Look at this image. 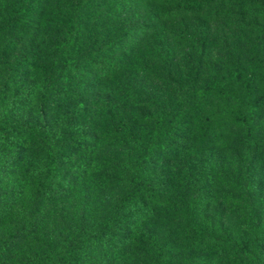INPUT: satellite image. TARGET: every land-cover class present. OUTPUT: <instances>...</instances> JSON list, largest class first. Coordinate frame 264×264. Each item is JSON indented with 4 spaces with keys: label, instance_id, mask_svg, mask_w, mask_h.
<instances>
[{
    "label": "trees",
    "instance_id": "trees-1",
    "mask_svg": "<svg viewBox=\"0 0 264 264\" xmlns=\"http://www.w3.org/2000/svg\"><path fill=\"white\" fill-rule=\"evenodd\" d=\"M99 1L103 2L79 0L78 10L82 11L91 4L85 13H79L73 19H54L57 17L51 12L56 0H0V9L11 6L15 11L16 6L14 19L8 25L11 28L8 31L12 33L5 47H21L25 53L13 67L25 73L24 77H32L38 71L37 63L47 44L48 30L54 29L55 32L63 28L64 33L58 35L60 39L54 37L49 42L54 52L52 63L55 70L49 82L54 87L53 102L63 100L66 112L72 113L70 121L64 119L65 128L71 132L79 130L90 108L85 103L73 107L69 104L128 73L136 65L135 58L142 54L147 39L156 32L158 23L181 16H200L217 2L216 19L234 0L187 1L183 7L168 10L163 19H149L130 29H126L127 25L135 19H124L127 13L123 11L117 14L123 19H110L108 12L103 13L107 19H93L92 11L98 10ZM123 5L125 12L133 16L138 13L139 0H126ZM110 21L126 30L111 38L114 27L109 25ZM236 53L234 49L228 56L231 68H235L233 70L238 69L237 63L241 60ZM168 54L169 59L166 60H169L171 69H177L176 62L171 59L174 54ZM203 57L201 43L196 58L191 60L185 71V80H180L181 72L176 73L179 82L174 85V105L162 106L155 113L140 116L135 121L124 119L115 128L114 134L121 145L134 143L136 130L140 132L146 126L155 130L150 134L145 156L140 159L125 196L106 219L100 233L92 236L94 230L91 229L67 238L64 234L49 250L40 248L55 223V204L63 197L73 195L79 180L85 183L98 178L99 164L94 160L93 152L99 147L100 138L82 133L81 138L74 140L66 153L81 151L85 158L69 167L68 172H62L59 164L63 151L53 149L51 139L56 133L45 116L39 119L31 114L28 117L11 115L20 108L29 110L36 107L38 101H32V92L29 90L20 104L11 102L8 114L0 117V264H25L31 259H36L38 264H90L92 254L98 250L102 240L106 251L116 248L120 249L118 253L137 242L145 244L157 251L158 264H264V93L253 138L242 143L234 141L246 160L244 182L242 175L241 180L234 181L224 174L231 175V169L219 168V173L223 174L220 176L216 154L217 148L223 145L224 132L214 136L211 130L198 131V114L209 95L216 93L205 91L202 99L204 86L200 85L199 74ZM251 74L252 71L249 79ZM130 75L134 82L136 75ZM134 93L131 91L127 101L133 98ZM50 100L47 98L44 104L48 106ZM41 107L42 103L40 113ZM144 133L141 131L142 136ZM231 143L232 139L226 145ZM200 152L207 153V157L196 165ZM174 161L183 164L173 175L170 170ZM159 164V170L154 171ZM60 172L62 178H66L64 188ZM221 179L223 184L218 183ZM234 183L241 189L238 198L232 199L233 203L241 206V209L235 208V215L240 214L245 222H240L236 232L227 237L224 227L214 229L205 214L210 210L214 191L222 186L233 190ZM142 190L144 193L140 195ZM223 200L229 201L227 197ZM165 212H181L188 220L182 241L177 236V239L168 238L156 244L149 238V232L144 231V224ZM138 230L143 232L138 233Z\"/></svg>",
    "mask_w": 264,
    "mask_h": 264
},
{
    "label": "rangeland",
    "instance_id": "rangeland-1",
    "mask_svg": "<svg viewBox=\"0 0 264 264\" xmlns=\"http://www.w3.org/2000/svg\"><path fill=\"white\" fill-rule=\"evenodd\" d=\"M125 1L103 0L102 3L99 1L101 5L98 10L92 11L93 19H107L103 16V13L107 12L110 19H121L123 16L118 17L117 14L123 11L127 13L124 19L138 21L135 23L134 20L127 25L126 29H130L136 25H142L149 19L153 20L156 17L163 19L167 16L168 10L183 7V4L191 0H139V10L135 16L128 11L125 12V5H123ZM232 3L226 8L224 14L216 19H214L216 17L214 12L217 2L200 16L187 18L181 16L158 23L156 32L147 39V45L142 50V54L135 58L136 65L132 66L128 73L112 79L99 90L86 97L76 98L69 104L73 107L79 103H85L90 108V113L81 122L79 130L72 132L65 128L64 123V119L70 121L72 113L66 112L63 100L53 102L54 87L49 82L51 76L55 74L52 63L54 52L49 47V42L54 37L59 38L58 35L62 34L63 28L55 32L54 29L48 30L47 44L44 45L37 63L39 69L32 77L27 78L23 76L25 73L21 70L13 69L17 61L25 56L21 47H5L12 33L8 31V25L14 19L16 6L15 11L11 6L0 9V117L8 114L13 101L15 104H20L30 90L33 95L32 101L36 103L38 101L37 105L35 104L36 107L29 110L20 108L13 111L11 115L28 117V114H31L32 117L39 119L45 116L56 133L51 139L53 149H61L64 152L61 153L62 161L59 164L62 172H68L69 167H73L85 158L81 151L66 153L74 140L81 138L82 133L86 136L90 133L100 138V145L93 152L94 160L99 164L98 178L85 183L79 180L74 194L68 198L63 197L55 204V223L42 242L41 250L54 247L64 234L67 238L79 231L85 232L91 229L94 230L91 233L92 236L100 233L106 219L125 196L139 161L145 156L150 134L152 135V131L155 130L153 127L149 130L148 126L146 128L143 126L144 128H141L142 132L145 131L143 136L141 131L136 130L134 143L125 142L121 145L114 134L115 128L124 119L131 118L135 121L140 116L155 113L162 106L174 105V85L179 82L176 73L181 72L180 80H185V71L190 66L191 60L196 58L201 43L204 48L199 74L200 85L204 86L202 99L205 98V91L216 93L213 96L209 95L198 114L200 120L198 131L211 130L214 136L221 131L224 132L223 145L217 148V172L219 173V168L231 169L233 176L226 172L224 174L234 181L241 180L242 175L244 182L246 160L241 156L239 147L234 141L242 143L253 138V133L256 131V117L263 101L264 0H234ZM78 4L79 0H56L51 13L56 15L57 18L54 19H73L75 15L83 14L91 7V4H88V7L81 11L78 10ZM109 25L114 27L111 38L120 36L122 31L126 30L123 27L119 28L120 25L118 26L115 21H110ZM190 37L195 39L191 40ZM234 49L241 57L236 70H233L235 69L233 66L231 68V62L228 61L229 52H233ZM169 52L174 54L171 59L176 62L178 70L171 69L169 60H166L169 59ZM160 53L164 54L160 56ZM131 73L137 77L134 82H132ZM217 87L218 91H216ZM131 91L135 92L134 96L127 101ZM47 98H51L48 106L44 104ZM41 103L42 113L39 111ZM124 114H126L125 118ZM231 139L233 143L230 146L226 145L231 142ZM205 157L207 153L200 152L196 165L205 161ZM181 164L183 163L178 161L172 162L170 173L174 175V171ZM160 165H157L154 171H158ZM97 172L94 173L97 174ZM219 175L223 174L219 173ZM62 176L60 172L61 185L64 188L66 178ZM225 181L226 179L224 183L227 182ZM218 183L223 184V180L221 179ZM238 186L234 183L233 190L223 189V186L215 190L213 202L209 205L210 210L205 214L214 229L224 227L227 237L236 232L240 222H245L240 214L235 215V208L241 209V206H237V202L233 203L234 200H232L238 198V192L241 193ZM141 193H144L143 190L139 194ZM161 196L163 197V194ZM224 197H227L229 201L223 200ZM147 223L143 225V229L149 232V238L157 244L168 238L177 239V236L182 241L188 220L181 212H165ZM97 247L98 250L92 254L90 264H153V262L158 264L157 251L139 242L135 246L123 249L121 253H118L120 249L116 250V248L106 251L103 240ZM25 264L38 263L36 259L34 261L31 259Z\"/></svg>",
    "mask_w": 264,
    "mask_h": 264
}]
</instances>
